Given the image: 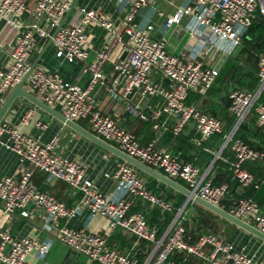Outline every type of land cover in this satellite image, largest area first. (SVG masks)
<instances>
[{"label": "built area", "instance_id": "1", "mask_svg": "<svg viewBox=\"0 0 264 264\" xmlns=\"http://www.w3.org/2000/svg\"><path fill=\"white\" fill-rule=\"evenodd\" d=\"M116 1L119 11L125 13L121 30L115 20L102 10L82 7L75 19L64 23L54 34L75 0H32V5L25 0H0V19L15 30L13 45L0 42V50L6 51L10 59L8 65L0 67V110L9 91L29 73L24 87L58 109L67 119L75 122L87 119L91 132L96 136L148 166L161 170L169 178L184 181L189 190L221 207L220 203L230 189L229 183H214L193 163L182 161L158 146L156 139L142 144L122 126L118 118L98 108L93 91L98 84L105 83L104 64L113 48L123 43L127 54L114 65L115 71L123 78L122 90L108 88L111 97L124 101L128 110L146 120L149 116L143 111L142 104L151 97H161L163 106L156 112V117L163 114L176 117L172 129L175 134L181 133L193 122L199 135L195 140L198 145L223 131L219 118L186 102L190 91L207 92L212 87L220 73L219 64H206L198 58L199 51L196 49H187L182 56L174 55L168 50L165 39L151 36L152 25L148 29L140 27L138 15L154 0ZM184 1L175 14L166 16L164 12H159V15L165 18L167 27L180 26L187 18V29L192 35H201V50L213 62L218 55L230 53L241 44L258 16L264 18V0ZM25 15L35 17V21L25 23ZM89 27L102 28L108 39L92 60L87 35ZM37 36L51 38L56 56L62 61L84 63V71L91 74L88 86L82 87L75 81L66 80L58 72L40 64L32 69L30 56L39 47ZM154 72L162 75V81L153 80ZM258 75L260 82L256 89L235 88L229 93V109L236 122L234 129L225 135L224 145H230L234 155L231 172L242 187L252 184L258 187L254 174L245 168V163L264 162V151L235 136V131L252 109L256 112L258 126L264 129V102L260 101L264 91V54L258 61ZM34 113V108H28L22 122L28 124ZM37 127L45 129L47 125L38 121ZM59 141L60 137L55 135L50 141L43 142L34 135L22 132L17 125L3 120L0 122V145L14 152L21 162L27 163L20 175L0 176V201L4 214L20 210L22 217H28L34 208L42 209L46 230L55 231L56 238L71 250L99 264H138V260L111 246L107 235L70 226L69 221L83 210L91 215L106 217L112 229H123L152 243L147 263L165 264L172 253L185 252L211 264H260L254 255L238 249L213 232L189 241L183 210L175 208L171 200L150 189L138 168L126 160L117 159L114 171L105 174L117 185V194L105 195L86 176V167L81 161L65 157L57 151ZM37 170L43 171L48 181L63 180L77 190L81 195L77 204L69 206L40 190L33 183ZM126 193L173 213L172 222L162 235L149 224L143 213L131 211L132 203L124 197ZM225 210L264 233V208L254 199L242 197ZM51 246L49 238L14 236L8 227L1 225L0 218V264H30L26 259L29 252L35 250L37 257L44 258Z\"/></svg>", "mask_w": 264, "mask_h": 264}, {"label": "crops", "instance_id": "2", "mask_svg": "<svg viewBox=\"0 0 264 264\" xmlns=\"http://www.w3.org/2000/svg\"><path fill=\"white\" fill-rule=\"evenodd\" d=\"M25 1L30 5L33 4L32 0ZM184 2V0H154L141 10L137 22L140 27L146 29L152 25L151 36L165 39L167 48L172 54L182 56L187 49L189 51L196 49L199 51L198 58L206 64L213 66L219 64L220 73L212 87L207 92L190 91L186 102L188 105H196L202 111L219 118L222 121V133H216L198 145L195 142L199 136L197 130L195 126L190 128L193 122H190L181 133L175 134L172 129L176 124V117L167 114L156 117V112L161 110L163 106L161 97H151L142 104L143 111L149 116L147 120L128 110L124 101L111 97L108 88L114 87L117 91L122 90L123 78L115 71L114 65L122 60L123 43H119L113 48L110 58L104 64L105 83L97 85L93 91V97L102 112L118 118L122 126L142 144H147L152 139H156L158 146L170 151L182 161L193 163L200 169L201 174L207 173V176L211 177L214 183H229L228 194L220 203L224 210L229 209L235 200L242 197L252 198L264 208V162L249 161L245 163V168L254 174L255 184L258 187L254 184L242 187L231 172V162L234 159L233 152L230 145H224L225 135L234 129L236 122L235 116L229 109L231 104L229 93L235 88L254 90L260 82L253 73L241 74L236 80V73L242 71L244 65H248L258 73V61L260 56L264 54V18L258 16L244 35L241 44L230 53L218 55L217 60L213 62L201 50V35H192L187 29L189 22L187 18L183 19L180 26L167 27L165 18L159 15V12H164L166 16L175 14ZM82 7L102 10L115 20L120 30L122 29L125 13L119 11V4L116 0H78L66 22L75 19ZM23 21L31 23L35 21V17L25 15ZM42 25L45 26L43 22ZM87 35L91 44L90 60H92L96 52L108 42V39L105 31L100 27H89ZM37 38L39 47L30 56L32 62L37 59L51 39L39 36ZM41 38H45L43 44H41ZM0 42L6 45H13L15 42L14 28L2 19H0ZM34 55L36 56L32 59ZM9 63L10 59L7 52L0 50V67ZM38 64L52 72H58L64 79L75 81L82 87H87L90 82L91 74L84 71V63L59 59L56 56L53 42L48 44ZM152 78L155 81H162L163 79L159 72L152 73ZM10 93H8L7 98ZM134 100L136 99L132 101ZM260 101H262L261 97ZM28 108H34L35 113L29 123L24 124L22 118ZM256 118V112L252 109L235 131V136L246 140L251 147L264 151V129L258 126ZM3 121L17 125L22 132L34 135L43 142H48L55 135H58L60 141L57 151L65 157L81 161L86 167V176L95 182L102 193L107 196L117 194L116 182L105 174H111L115 169L117 159L121 158L110 152H103L88 139L24 97H18L13 101ZM38 121L45 123L47 128H38ZM78 123L91 131L87 119H81ZM26 165L27 163L21 162L14 152L0 145V176L20 175ZM138 172L145 179L150 189L171 200L175 208L182 209L186 214L184 224L189 241L197 240L204 233L213 232L221 236L226 242L233 243L238 249H244L248 254L254 255L258 263L264 264V243L254 235L201 204L192 200L188 201L184 193L152 175L139 169ZM160 172L162 171L160 170ZM178 182L186 186L184 181ZM33 183L40 190L52 194L69 206H75L81 196L77 190L63 180L48 181L43 171H35ZM124 197L132 203L131 211L143 213L149 224L156 227L160 235L167 230L172 222L173 213L165 212L160 207L151 205L130 193H126ZM191 206L194 208L192 212L190 211ZM196 216H202L203 221H199ZM0 218L1 225L8 227L14 236L52 240L51 249L44 258L37 257L35 250L26 255L30 264H99L91 261L87 256L71 250L56 238L55 231L46 230L44 227L45 213L42 209L34 208L28 217H22L20 210H16L12 214H4L3 205L0 201ZM69 224L88 232L105 234L108 236L111 246L136 257L138 264H152L147 263L152 250V243L139 239L123 229H112L107 218L100 214L91 215L89 211L83 210L73 217ZM175 253L179 256V264H211L185 252ZM173 263L171 262V264Z\"/></svg>", "mask_w": 264, "mask_h": 264}, {"label": "water", "instance_id": "3", "mask_svg": "<svg viewBox=\"0 0 264 264\" xmlns=\"http://www.w3.org/2000/svg\"><path fill=\"white\" fill-rule=\"evenodd\" d=\"M77 2H78V0H76L73 3V6L68 10L65 17L61 21L60 25L58 26V28L54 32V34H56V32L59 30V28L66 22L68 16L70 15V13L74 9V7L77 5ZM44 40H45V38H41V44H43ZM51 42H52V39H49L48 44H50ZM48 44L44 47L43 51L38 55L37 59L34 60V62L32 64V69L38 64L40 58L42 57L43 53L47 49ZM126 54H127V52L125 51L123 53L122 59L125 58ZM35 56L36 55H34L32 59H34ZM244 73H253L256 78H259L258 73L254 69L250 68L248 65H244L243 70L236 73V80L239 78V76L241 74H244ZM28 75H29V73L26 75V77H25V79H23V81H21L15 88H13V90L9 94L8 98L6 99L3 107L0 110V122L4 119V116H5L6 112L8 111V109L10 108V106L12 105L13 101L18 97H24L27 100H29L30 102H32L33 104H35L36 106H38L39 108L48 112L54 118L60 120L65 125L72 128L73 130H75L77 133H79L84 138L88 139L93 145H95L96 147L101 149L103 152H110L111 154L116 155L117 157L132 163L139 170L152 175L153 177L163 181L164 183L173 187L174 189L184 193L187 196L188 201L192 200L195 203L201 204L202 206L206 207L207 209L213 211L214 213L220 215L221 217H223V218L231 221L232 223L236 224L238 227L248 231L249 233L254 235L256 238H258L261 242L264 243V233L259 231L257 228H255L252 224H249L246 221L235 217L234 215L230 214L228 211L224 210L223 208H221L217 205H214V204L210 203L209 201L201 198L195 192L189 190L182 183H180L177 180H174L172 178H169L168 176H166L162 172L158 171L157 169L148 166L147 164L141 162L140 160H138V159L128 155L124 151L120 150L116 146L104 141L103 139H101L100 137H98L94 133H92L90 130L83 127L80 123L67 119L56 108L49 106L48 104H46L45 102H43L42 100L37 98L35 95H33L30 91H28L24 87V84H25L26 79L28 78ZM194 126H195L194 124H191L190 128H194ZM193 210H194V208H193V206H191L190 211L192 212ZM196 218L201 222L203 221L202 216H196Z\"/></svg>", "mask_w": 264, "mask_h": 264}, {"label": "trees", "instance_id": "4", "mask_svg": "<svg viewBox=\"0 0 264 264\" xmlns=\"http://www.w3.org/2000/svg\"><path fill=\"white\" fill-rule=\"evenodd\" d=\"M261 100L264 101V91H263V93H262V95H261ZM171 262H174V263H176V264H179V262H180V261H179V256H177L175 252L172 253V254L168 257V259L166 260L165 264H171Z\"/></svg>", "mask_w": 264, "mask_h": 264}, {"label": "rangeland", "instance_id": "5", "mask_svg": "<svg viewBox=\"0 0 264 264\" xmlns=\"http://www.w3.org/2000/svg\"><path fill=\"white\" fill-rule=\"evenodd\" d=\"M13 89H11L10 91H12ZM10 91H9V93H10Z\"/></svg>", "mask_w": 264, "mask_h": 264}]
</instances>
